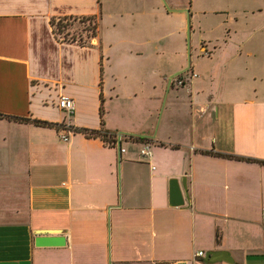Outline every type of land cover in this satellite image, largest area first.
I'll use <instances>...</instances> for the list:
<instances>
[{"label":"crops","instance_id":"1","mask_svg":"<svg viewBox=\"0 0 264 264\" xmlns=\"http://www.w3.org/2000/svg\"><path fill=\"white\" fill-rule=\"evenodd\" d=\"M0 113V264H264V0H0Z\"/></svg>","mask_w":264,"mask_h":264},{"label":"trees","instance_id":"2","mask_svg":"<svg viewBox=\"0 0 264 264\" xmlns=\"http://www.w3.org/2000/svg\"><path fill=\"white\" fill-rule=\"evenodd\" d=\"M62 19L79 20L80 23L81 22L82 23H84V22L86 23L84 25L83 29L81 30V34H79L76 39L72 38L71 40H67V39H64V37L61 36L59 33H57L58 31L55 30V23H54L55 19H52V24L54 25V31L63 40L72 41V42H78L79 44H86V42H88L91 39V37L95 35V31H96V20H95V18H92V17H82L80 19L59 18L58 20H62ZM2 115L3 114L0 113V116H2ZM5 116L14 118L15 120H19V121L31 122V123H34L36 125L55 127V128H58V129L63 126L61 123L48 122V121H43V120H39V119H31L29 117H19V116H10V115H5ZM71 130L74 131V132H81V133H83V134H85L86 136H89V137H100L107 145L112 146V147H115L116 142H117V134L112 132V131H108L103 126H101L99 129L74 127ZM136 139L147 140L146 138H143V137H136ZM207 153H211V152H207ZM225 156L232 157V158H235V159H240V160L255 161L252 158L238 157V156H235V155H225ZM258 162L264 164L263 160H258ZM216 237H218L217 233H216Z\"/></svg>","mask_w":264,"mask_h":264},{"label":"water","instance_id":"3","mask_svg":"<svg viewBox=\"0 0 264 264\" xmlns=\"http://www.w3.org/2000/svg\"><path fill=\"white\" fill-rule=\"evenodd\" d=\"M117 155L118 161L121 159V141L120 135L117 140ZM184 203V190L177 178L169 179V204L181 205ZM65 242L64 237L61 235V231L57 229H39L36 231L34 243L37 246L42 245H63ZM212 252L209 253V257L212 256Z\"/></svg>","mask_w":264,"mask_h":264},{"label":"rangeland","instance_id":"4","mask_svg":"<svg viewBox=\"0 0 264 264\" xmlns=\"http://www.w3.org/2000/svg\"><path fill=\"white\" fill-rule=\"evenodd\" d=\"M55 30L58 31L64 39L71 40L76 39L79 34H81V30L83 29L84 23H80L79 20H72V19H62V20H55ZM59 24V25H58Z\"/></svg>","mask_w":264,"mask_h":264},{"label":"built area","instance_id":"5","mask_svg":"<svg viewBox=\"0 0 264 264\" xmlns=\"http://www.w3.org/2000/svg\"><path fill=\"white\" fill-rule=\"evenodd\" d=\"M193 75H196L195 73ZM184 78L179 77V79H177V82L179 84H183L184 83ZM57 106L59 108H61L63 111H65L67 114L71 115L75 109V104H74V100L67 96V95H59L58 99H57ZM65 126V125H64ZM68 130H71L69 127H67ZM62 138L64 140L68 139V135H62ZM124 151V148L121 147V152ZM141 154L144 156H148L150 154V146L149 143H145L141 149ZM199 255L202 254V251L198 252Z\"/></svg>","mask_w":264,"mask_h":264}]
</instances>
